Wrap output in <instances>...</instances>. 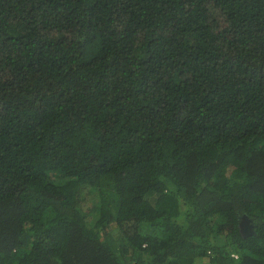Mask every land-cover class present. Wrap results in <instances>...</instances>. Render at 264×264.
Wrapping results in <instances>:
<instances>
[{"label":"trees","instance_id":"16d2710c","mask_svg":"<svg viewBox=\"0 0 264 264\" xmlns=\"http://www.w3.org/2000/svg\"><path fill=\"white\" fill-rule=\"evenodd\" d=\"M0 264H264V0H0Z\"/></svg>","mask_w":264,"mask_h":264},{"label":"water","instance_id":"95a60500","mask_svg":"<svg viewBox=\"0 0 264 264\" xmlns=\"http://www.w3.org/2000/svg\"><path fill=\"white\" fill-rule=\"evenodd\" d=\"M238 229L243 237L250 236L253 231V227L250 224V220L248 218L243 217L239 222Z\"/></svg>","mask_w":264,"mask_h":264},{"label":"rangeland","instance_id":"374dc122","mask_svg":"<svg viewBox=\"0 0 264 264\" xmlns=\"http://www.w3.org/2000/svg\"><path fill=\"white\" fill-rule=\"evenodd\" d=\"M96 219H97V217L91 216L90 221L92 222V224L95 223Z\"/></svg>","mask_w":264,"mask_h":264},{"label":"built area","instance_id":"2783aa9c","mask_svg":"<svg viewBox=\"0 0 264 264\" xmlns=\"http://www.w3.org/2000/svg\"><path fill=\"white\" fill-rule=\"evenodd\" d=\"M231 257L237 259L238 256L236 254H232Z\"/></svg>","mask_w":264,"mask_h":264}]
</instances>
